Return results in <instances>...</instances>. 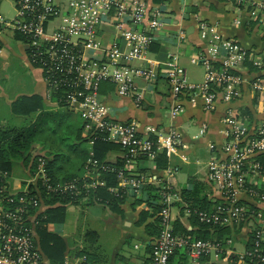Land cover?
Masks as SVG:
<instances>
[{
  "label": "built area",
  "instance_id": "obj_1",
  "mask_svg": "<svg viewBox=\"0 0 264 264\" xmlns=\"http://www.w3.org/2000/svg\"><path fill=\"white\" fill-rule=\"evenodd\" d=\"M230 1L238 13L232 18L234 26H241L244 19L257 20L264 25V0ZM16 4V17L9 20L11 29L28 36L26 46L31 53L30 62L41 69L49 92L52 94L54 88L64 86L68 107L84 121V135L100 131L106 134L108 141L124 150L121 154L124 157L123 168L117 170L118 185L110 190L116 193L128 190L137 194L146 184L159 187L161 229L154 241L151 264H169L174 252L183 248L188 250V256L194 263L208 255L219 256V244L215 241L189 240L173 232L172 211L181 199L175 187V175L179 169L168 166L161 172L156 171L153 160L156 151H161L168 161L177 155L182 162H188V157L180 152L185 146L175 127L170 125L165 130H156L148 126L143 132L135 120L110 117L100 101L99 84L103 81L112 83L118 96H129L137 103L145 98V90L136 86L135 79H154L159 75L156 69L158 61L149 57L153 32L162 24L157 8L144 6L141 0H70L65 6L54 0H17ZM26 17L30 19L27 21ZM62 17H67L64 25L48 29V22ZM3 19L0 15V25ZM108 24L124 41L125 48L105 42L100 28ZM198 29L207 46L206 55L201 58L206 68L201 85L188 83L175 53H167L161 64L173 98L169 117L175 120L183 112L180 96L186 91L193 92L191 96L200 97L207 109H213L216 103L227 104L226 114L220 121L224 144L218 155H214L206 165V180L213 189L210 197L213 200L224 199L226 207L219 205L215 212H199L197 216L201 222L221 226H232L239 220L254 218V230L259 227L256 247L252 253L244 251L239 261L244 262V256L251 255L264 264V255L258 248L264 239V216L261 212L251 213L247 206L238 204L239 194L252 197L256 205L264 203V191L258 192V182L264 173L257 159L264 154V76L249 79L246 75L248 64L257 68L264 64L255 50L248 51L241 42L221 33L216 23L201 20ZM49 75L54 79L51 80ZM247 88L259 102V117L252 121L231 108ZM88 162L89 169L84 176L93 177L98 163L94 159ZM149 163L152 167L148 175L132 171V168L137 170L139 164L148 167ZM101 169L107 170L103 166ZM1 176L8 178L11 185L15 181V176L7 172L0 171ZM26 176L17 182L13 195L23 193V196L18 198L15 208L1 209L0 264H48L35 244V217L28 215V203L24 197L30 186L37 189L38 181L49 180L42 158H38L36 169L26 166ZM102 185L104 181L94 178L87 184L90 187ZM78 186V179H73L58 184L55 190L61 195H81ZM48 190L53 192L54 188L49 185ZM84 197L79 202H83ZM185 214H188L187 210ZM25 221L30 222L29 228L24 225ZM226 243L231 245L232 240L228 239Z\"/></svg>",
  "mask_w": 264,
  "mask_h": 264
},
{
  "label": "crops",
  "instance_id": "obj_2",
  "mask_svg": "<svg viewBox=\"0 0 264 264\" xmlns=\"http://www.w3.org/2000/svg\"><path fill=\"white\" fill-rule=\"evenodd\" d=\"M54 1L61 6H65L70 0ZM142 1L151 4V6L153 5L155 9L157 8L162 19L161 26L153 32V41L149 46V57L158 61L156 69L159 75L154 79L143 77L135 79L136 86L145 90V98L139 103L129 96L116 95L114 87L108 83L101 85L99 91L100 101L110 117L119 120H135L139 125V129L143 132L148 126L156 130H165L170 125L175 127L182 144L185 146V149H181L180 152L188 157V162H182L177 155L172 156L167 162L169 165L174 163V167L179 169V172L175 175V187L179 198H181L180 190L182 188L187 190L193 188L192 179H198L210 188V184L206 180V165L214 155H218L224 144L225 137L220 132V121L222 116L226 114L227 104L216 103L213 109H207L200 97L191 96L190 94L193 92L186 91L180 96L184 108L183 112L175 120H171L169 112L173 98L169 81L163 76L164 69L161 64L167 53H175L179 66L185 70L188 83L201 85L206 71L201 58L206 55L207 46L205 37L198 29L200 21L217 22L218 24H216L219 25L220 19L228 18L230 20L229 28L239 30V26H234L232 22V18L237 16L238 13L230 0ZM1 8L4 9L6 14L13 10V16L17 13L15 0H0V10ZM7 8H11V10L7 11ZM1 12L0 14H2ZM66 20L67 17L53 19L48 22L47 27L49 30L57 28L64 25ZM100 33L108 45L116 43L121 48H125L124 41L118 37L117 32L109 24L103 25L100 28ZM251 35L245 32L240 33L247 46L255 47L258 57L261 58L264 64V36L253 38V35ZM90 53L88 52V54ZM196 66L204 69L200 80L190 79L188 74L189 70H194L197 73L198 68H195ZM195 72H192V76H195ZM249 72L251 71L248 68L246 75ZM33 96L39 97L48 110L55 111L58 107L49 92L41 69L30 62L26 43L13 29H0L1 130L25 127L34 120L38 111L22 114L14 110L16 101L21 100L23 97ZM258 105L259 102L247 88L244 90L240 102L233 103L231 108L235 113H242L244 117L250 118L252 121L259 117ZM72 116H75V114L73 113ZM201 130H204L203 133H201ZM122 153V149L118 152H112L108 154L106 160L114 161ZM12 164L11 175L13 172L19 177L26 176V166L23 165L22 161ZM148 165V167H152V165ZM155 170L161 172L156 169V165ZM132 171L137 170L132 168ZM177 174H181V176L179 177ZM258 185L260 189H264V177L261 178ZM126 194H128L126 201L118 205L102 204L98 200L90 204L67 205L61 222H50L46 225L49 232L58 234L65 243L63 263L84 264L83 262L86 260L84 255L81 254H83L82 252H88L92 258L85 264H151L150 251H148L147 246L153 242L145 229L151 218L143 219L140 216L141 211L148 210L146 205L147 199L150 198L149 193L142 188L137 194L130 193L128 190ZM209 196L211 195L209 194ZM238 198L250 203V205H256L252 197L239 194ZM178 204L180 206L184 205L182 198L174 205L172 211L173 223L178 220L188 230H193L188 217L181 215L178 211ZM48 207L49 205L41 203L37 213ZM258 207L264 211V204ZM143 220L144 223L141 222ZM107 227H111L115 231L116 240L111 242L112 246L109 247L108 251H104L100 248L98 241L100 231L105 232ZM252 227L250 222L243 224L239 227L238 232L232 234L233 241L227 247L230 250L227 249L225 256L220 254L219 256L208 255L194 263L189 256L179 251L172 256L171 264H247L240 262L239 256L246 249V242ZM88 232H95L98 235V240L94 243L86 241L84 236ZM128 239L134 241L136 253L123 248ZM42 255L49 264L43 253ZM234 256H238L236 262L233 259Z\"/></svg>",
  "mask_w": 264,
  "mask_h": 264
},
{
  "label": "trees",
  "instance_id": "obj_3",
  "mask_svg": "<svg viewBox=\"0 0 264 264\" xmlns=\"http://www.w3.org/2000/svg\"><path fill=\"white\" fill-rule=\"evenodd\" d=\"M17 0H15L16 3ZM17 7V4H16ZM31 18V16H29ZM26 17L28 21L30 18ZM242 25L238 29L229 28L230 20L228 18H222L219 20V31L229 38H233L241 42L248 51L255 50L253 46H247L240 36L242 32L249 33L253 38L257 36L262 38L264 36V25H260L257 20L244 19ZM217 23V22H209ZM218 24V23H217ZM17 35L27 43L29 41L28 36L20 31L14 30ZM244 35V34H243ZM240 36V37H239ZM246 38V36H245ZM28 55L31 54L27 49ZM29 60L30 55H29ZM249 79H254L257 76H264V66L256 68L252 64H248ZM53 80L50 75L48 76ZM49 78V79H50ZM104 83L114 85L108 81H103L99 84V91L101 85ZM66 88L64 86L54 88L52 97L57 103V109L55 111L48 110L44 107L41 99L37 96L23 97L21 100L14 103V110L22 114H29L38 111V114L29 125L21 128L13 129H0V171L8 173L11 176L10 170L12 163L22 161L24 166H30L31 170L36 169L38 166V158L43 159V169L49 180H40L37 183V189L30 186L28 192L24 194L27 201V207L29 214L35 217V244L44 254L49 264H62L65 243L63 239L58 235L51 233L47 230L46 225L50 222H61L64 218L65 206L70 204H90L93 201H99L102 204H120L126 201L128 194L125 191L112 192L110 188L117 187V170L122 169L124 165V157L117 156L114 161L106 160L108 154L112 152L120 151L121 146L110 142L106 138V134L100 131L89 132L88 135H84L83 126L84 121L78 114H75L66 103ZM244 93V91H243ZM242 98H239L234 103L240 102ZM233 104V103H232ZM75 116H72V114ZM64 120V121H63ZM63 121V123H62ZM123 150V149H122ZM124 152V150H123ZM94 159L97 161V168L93 177H85L86 167L88 160ZM258 161L262 165V172L264 173V154L257 157ZM66 161L65 164H59L60 161ZM156 169L160 171L169 166L165 154L161 151H156L154 158ZM101 166L107 168L102 170ZM175 166V164H170ZM177 166V165H176ZM115 169L116 171H111ZM150 171V167H145V164L138 165L135 173L144 174ZM85 178V179H84ZM99 179L104 181V185L97 187L87 186L92 179ZM78 179V187L81 195H61L55 190L58 184ZM51 185L54 188L53 192L48 190V186ZM193 188L187 190L182 188L180 195L184 201V205L178 204V211L181 215L188 217L190 224L193 226V230H188L178 220L173 225V232L175 235L182 236L189 240H204L215 241L219 244V254L225 256L227 247L230 246L226 243L228 239L233 241V233L238 232L239 227L248 222L249 219H242L233 223L232 226H221L215 223H205L198 219L197 213L199 212H215L217 206H225L224 199L213 200L210 196L213 193V189L210 186H206L202 181L198 179H192ZM11 181L8 178H0V215L1 209L13 210L18 204V198L23 196V193L17 195L10 194ZM142 188L146 189L150 198L147 199L148 210L140 212V216L143 219L151 218V221L146 224L145 229L147 235L151 238L152 242L147 246L150 255L154 246V241L158 237L161 229L160 212L162 204L159 199V187L146 184ZM264 189H258V192L263 193ZM85 196V197H84ZM83 202H79L83 199ZM15 199L10 202L9 199ZM49 205L47 209L37 213V209L40 204ZM239 205L247 206L249 212L256 214L263 209L258 207L264 203L258 205H250L246 201L240 200ZM54 205V206H53ZM188 214H185V211ZM264 216V214H263ZM144 223V220L141 221ZM253 225L256 227V220L252 219ZM24 225L29 228L31 226L29 221H25ZM254 226L251 228L249 238L246 242V252L252 253L254 251L256 241V231ZM195 228V229H194ZM85 240L94 243L98 240V235L95 232H88L84 236ZM258 248L260 253L264 255V239L259 242ZM183 252L188 256L187 249L183 248L176 250V252ZM82 256L85 257L84 264L92 258L90 253L82 252ZM173 254V255H174ZM172 255V256H173ZM169 264H171V258ZM206 257V256H205ZM205 257H202L201 260ZM151 258V257H150ZM45 259V258H44ZM234 261L238 260V256H234ZM244 262L247 264H261L256 258L251 255L244 256ZM149 264V263H148Z\"/></svg>",
  "mask_w": 264,
  "mask_h": 264
},
{
  "label": "rangeland",
  "instance_id": "obj_4",
  "mask_svg": "<svg viewBox=\"0 0 264 264\" xmlns=\"http://www.w3.org/2000/svg\"><path fill=\"white\" fill-rule=\"evenodd\" d=\"M142 1V0H141ZM142 2H144V1H142ZM145 4H143L144 6H146V5H151V4H147L146 2H144ZM8 10H11V8H7V11ZM0 11H2L1 13L3 14H0L4 19H3V24L2 25H0V29L1 30H12L11 28V22L9 21L10 19H13V18H15L16 17V13H15V15L13 16V14H14V10L12 11V12H9V13H5L4 12V9L3 8H1V10ZM6 11V10H5ZM190 66H192V65H190ZM195 68H198V72L196 73L194 70H189L188 71V74L190 75V79H197V80H200V79H202V74H203V71H204V69H203V67H200V66H196ZM191 69V68H190ZM192 72H195V76H192ZM19 121H21V120H19ZM66 163V161H60L59 162V164H65ZM89 163V162H88ZM87 163V164H88ZM150 164V163H149ZM151 165V164H150ZM170 166V165H169ZM85 168V170H87V169H89V165H87L86 167H84ZM96 169V168H95ZM166 169V168H165ZM149 173H147V175H148ZM12 176H15V181L13 180V184H12V188L10 189V194H14L15 193V191H16V189H17V182H19V180H22V179H26L27 178V176H24V177H19V176H17L15 173H13L12 172ZM177 176H181V174H177ZM260 189V188H259ZM251 223L252 224V226H254L253 225V223H252V218L251 219H249V221L248 222H246V223ZM246 223H244V224H246ZM100 239H99V244H100V248L101 249H103L104 251H108L109 250V247H111L112 246V244H111V242H115V240H116V234H115V231L111 228V227H107V230L104 232V231H100ZM118 241H119V239H118ZM117 241V242H118ZM134 241L133 240H131V239H128L127 241H126V243H125V245L123 246V248H125L126 250H129V251H131V252H134V253H136L137 252V250L134 248ZM229 250H230V248H229ZM240 260V259H239Z\"/></svg>",
  "mask_w": 264,
  "mask_h": 264
}]
</instances>
